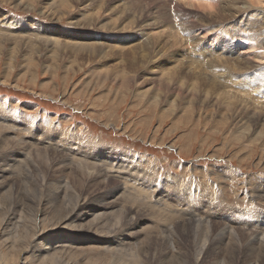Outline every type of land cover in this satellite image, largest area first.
<instances>
[{
	"label": "rangeland",
	"instance_id": "obj_1",
	"mask_svg": "<svg viewBox=\"0 0 264 264\" xmlns=\"http://www.w3.org/2000/svg\"><path fill=\"white\" fill-rule=\"evenodd\" d=\"M201 1L0 0V116L5 117V122L0 121L1 137L16 139L20 135L30 145L36 142L42 156L48 154L45 147L52 146L49 153L56 152L54 158L60 165L52 166L37 159V154L33 156V146L30 155H17L18 169L0 177V185L4 183L0 209L5 213L10 209L13 211L10 218L18 225V236L21 234L14 249L9 245L10 249H0L8 256L10 264H33L32 252L20 250L22 244L27 246L28 237L35 231L33 225L40 201L50 196L43 203L42 210L46 215H38V221L42 223L49 219L50 228L53 222L69 212V206L73 205L70 202L57 209L58 212L54 210L57 213L51 208L66 193L60 183L71 174L68 168L73 166V154L82 161L101 154L112 164L111 180L95 185V195L85 204L87 208L110 202L111 199L104 200L103 194L118 187H136L142 195L136 191L125 194L123 188L112 198L111 205L112 209L115 205L119 208L114 209L119 215L131 212L132 217L148 221L137 241L140 244L145 241L144 229L148 227L153 235L159 232L166 244L172 240L181 242V254L176 257L164 255L166 245L157 247L159 251L150 245L148 257L154 264L162 261L193 264L194 253L190 246H200L210 236L216 237L223 225L238 233L248 226L256 228L253 224L258 221L264 223V0H211L213 10L206 7L205 0ZM145 34L150 38L152 48L144 42ZM242 39H247L248 43H242ZM249 43H255V47L251 48ZM246 57H250L249 60ZM204 66L212 68L205 70ZM213 68L217 70L218 78L206 80ZM220 76L227 80L221 81ZM232 79H236L235 88L239 92L232 89ZM248 79L256 83L258 91L241 88ZM191 84H196L193 90ZM177 88L184 93L176 95ZM254 111L258 112L256 116ZM9 154L6 156L0 149V171L9 169L6 166L12 159ZM45 193L47 197H43ZM149 194L155 195L149 200L153 205L146 204ZM166 209L184 212V220L190 217L202 220L194 225L197 229L192 226L184 231L176 224V218L172 220L164 212ZM107 218L110 224H104H115L111 216ZM207 222L214 227L211 235L205 233L202 226ZM125 224L114 229L115 235L102 232L104 239L100 234L97 236L100 241L112 240L111 248L116 249L118 243H124L121 238L123 228L128 227ZM166 225L173 226L175 233L162 231V226ZM195 230H198L197 234H194ZM188 233L190 243L185 239ZM55 238L61 240L64 237ZM2 241L0 239V246L4 245ZM221 248L207 253L199 264H220L227 258L221 254Z\"/></svg>",
	"mask_w": 264,
	"mask_h": 264
},
{
	"label": "bare ground",
	"instance_id": "obj_2",
	"mask_svg": "<svg viewBox=\"0 0 264 264\" xmlns=\"http://www.w3.org/2000/svg\"><path fill=\"white\" fill-rule=\"evenodd\" d=\"M51 1V0H50ZM204 0H202L201 2H203ZM230 1V0H229ZM234 1V0H233ZM253 1V0H251ZM250 1V2H251ZM257 1V0H256ZM254 1V2H256ZM105 2V1H104ZM103 2V4H104ZM110 2V1H109ZM118 2V1H117ZM237 2V1H235ZM260 2V1H259ZM257 2V3H259ZM88 3V2H87ZM94 3V2H93ZM206 7H208V9L211 7V0H205L204 1ZM227 3V2H226ZM244 3V2H243ZM46 4V3H45ZM219 4V3H218ZM223 4V3H222ZM235 4V3H233ZM239 4V3H237ZM72 5V4H71ZM71 5H68V6H71ZM76 5V4H75ZM95 5V4H94ZM101 5V4H100ZM110 5V4H109ZM232 5V4H230ZM98 6V4L96 5ZM106 6H108L106 4ZM217 6V5H216ZM215 6V8H216ZM225 6V5H224ZM233 6V5H232ZM250 6V4L248 5ZM254 6V4H253ZM93 7V5H92ZM100 7V6H99ZM103 7V5H102ZM109 7V6H108ZM111 7V6H110ZM109 7V8H110ZM220 7V6H219ZM218 7V8H219ZM237 7V5H236ZM243 7V6H242ZM114 8V7H113ZM200 8H202L200 6ZM239 8V7H238ZM78 9V8H77ZM96 9V8H94ZM103 9V8H101ZM101 9L99 10L100 12ZM206 9V8H205ZM211 9V8H210ZM234 9V8H233ZM237 9V8H236ZM70 10V9H69ZM84 10V9H83ZM107 10V9H106ZM119 10V9H117ZM116 10V12H117ZM213 10V9H211ZM232 10V9H231ZM260 10V9H259ZM82 11V10H80ZM224 11V10H223ZM238 11V10H237ZM98 12V13H100ZM107 12V11H106ZM119 12V11H118ZM151 12V11H150ZM213 13V11H211ZM227 12V11H226ZM79 12H77L78 14ZM84 13V11H83ZM97 13V14H98ZM115 13V12H114ZM113 13V14H114ZM126 13V12H125ZM136 13V12H135ZM210 12L208 11L207 14H209ZM216 13V11H215ZM232 13V12H231ZM242 13V12H241ZM247 13V12H246ZM85 14V13H84ZM105 14V13H104ZM227 14V13H226ZM229 14V13H228ZM238 14V13H237ZM236 14V15H237ZM248 14V13H247ZM79 15V14H78ZM86 15V14H85ZM115 15V14H114ZM120 15V14H118ZM142 15V14H140ZM215 15V14H213ZM81 16V15H80ZM99 16V14H98ZM108 16V15H107ZM206 16V15H205ZM235 16V15H234ZM256 16V15H254ZM253 16V17H254ZM263 16V15H262ZM132 17V16H131ZM146 17V16H145ZM236 17V16H235ZM252 17V18H253ZM66 18V17H65ZM83 18H85V16H83ZM91 18V17H90ZM98 20L100 17H97ZM104 18H106L104 16ZM141 17H139L140 19ZM63 19V18H62ZM78 19V18H77ZM80 19V18H79ZM131 19V18H130ZM133 19V18H132ZM143 19V18H141ZM148 19V18H147ZM151 19V18H150ZM149 19V20H150ZM229 19V18H228ZM232 19V18H230ZM257 19V18H256ZM61 21V19H59ZM111 20V19H110ZM123 20V19H122ZM144 20V19H143ZM259 20V19H258ZM257 20V21H258ZM126 21V20H125ZM147 21V20H146ZM145 21V22H146ZM204 21V20H203ZM214 21V20H212ZM217 21V20H216ZM228 21V20H227ZM262 21V20H261ZM72 23V21H70ZM75 22V21H74ZM104 22V21H103ZM142 22V20H141ZM70 23V24H71ZM208 23V22H207ZM230 23V22H228ZM81 24V23H80ZM85 24V23H84ZM134 25V23H132ZM131 24V25H132ZM138 24V23H137ZM137 24H135L137 26ZM48 25V24H47ZM78 25V24H77ZM100 25V24H99ZM115 25V24H114ZM147 25V24H146ZM199 25V24H198ZM74 26V24H73ZM102 26V25H101ZM192 26V25H191ZM205 26V24H204ZM215 26V25H214ZM217 26V25H216ZM230 26V25H229ZM260 26V25H259ZM125 27V26H124ZM159 27V26H158ZM161 27V26H160ZM238 27V26H237ZM75 28V26H74ZM80 28V27H79ZM96 28V27H95ZM145 28V26H144ZM234 28V27H233ZM76 29V28H75ZM131 29V28H130ZM134 29V28H133ZM138 29V28H137ZM231 29V28H230ZM73 30V29H72ZM162 30V29H161ZM217 30V29H216ZM253 30V29H252ZM260 30V29H259ZM257 30V31H259ZM76 31V30H75ZM80 31V30H78ZM145 31V30H144ZM158 31V30H157ZM12 32V31H11ZM19 32V31H18ZM25 32V31H24ZM23 32V33H24ZM51 32V31H50ZM93 32V31H91ZM138 32V31H137ZM147 32V31H146ZM152 32V30H151ZM155 32V31H154ZM239 32V31H238ZM27 33V32H26ZM64 33V32H63ZM139 33V32H138ZM156 33V32H155ZM236 33V32H235ZM240 33V32H239ZM254 33V32H253ZM259 33V32H258ZM33 34V33H32ZM149 35V32L147 33ZM152 34V33H151ZM150 34V35H151ZM162 34H163V31H162ZM71 35V34H70ZM243 35V34H242ZM255 35V34H254ZM142 36V35H141ZM154 36V35H153ZM69 37V35H68ZM131 37V36H130ZM150 37V36H149ZM157 37V36H156ZM240 37V36H239ZM247 37V36H246ZM30 38V37H29ZM32 38V37H31ZM44 38V37H43ZM51 39V37H48ZM145 43L151 47V40L150 38L147 37V35L145 34ZM171 38V37H170ZM244 38V37H243ZM33 39V38H32ZM45 39V38H44ZM59 39V38H58ZM140 39V37H139ZM143 39V38H142ZM141 39V40H142ZM12 40V39H11ZM64 40V39H63ZM62 40V41H63ZM69 40V39H68ZM126 40V39H125ZM128 40V39H127ZM132 40H135V39H132ZM144 40V39H143ZM153 40V39H152ZM155 40V39H154ZM242 43L244 42V44L248 43V40L247 39H242ZM250 40V39H249ZM42 41V40H41ZM51 41V40H50ZM71 42V39L69 40ZM43 42V41H42ZM88 42V41H87ZM116 42H118L116 40ZM136 42V41H135ZM154 42V41H153ZM159 42V41H158ZM164 42V41H163ZM170 42V41H169ZM167 41V43H169ZM66 42H64V45H65ZM72 43V42H71ZM156 43V42H155ZM166 43V44H167ZM241 43V44H242ZM253 43V42H252ZM250 44V47L253 48L255 47V43L254 44ZM48 44V43H47ZM73 44V43H72ZM81 44V43H80ZM79 44V45H80ZM118 44V43H117ZM135 44V43H134ZM144 44V43H143ZM142 44V46H143ZM159 44V43H158ZM178 44V43H177ZM264 44V43H263ZM55 45V44H54ZM63 45V46H64ZM68 45V44H67ZM75 45V44H74ZM90 45V44H88ZM136 45V44H135ZM140 45V44H139ZM145 45V44H144ZM156 45V44H154ZM172 45H174L172 43ZM180 45V44H178ZM259 45V44H258ZM62 46V47H63ZM87 46V45H86ZM91 46V45H90ZM93 46V45H92ZM102 46V45H101ZM120 46V45H119ZM132 46V45H131ZM140 45V47H142ZM147 46V47H148ZM171 46V45H170ZM174 46H177V45H174ZM242 46V45H241ZM245 46V45H244ZM53 47V46H52ZM74 47V46H73ZM94 47V46H93ZM166 47V45H165ZM163 46V48H165ZM180 47V46H179ZM257 47V46H256ZM259 47V46H258ZM77 48V47H75ZM152 48V47H151ZM163 48H162V51H163ZM177 48V47H176ZM246 48V47H245ZM42 49V48H41ZM155 49V48H154ZM153 49V51H155ZM166 49V48H165ZM169 49V48H168ZM77 50V49H76ZM172 50V49H171ZM170 50V51H171ZM176 50V49H175ZM159 51V50H158ZM167 52H169V50H166ZM174 51V50H173ZM161 52V51H160ZM166 52V53H167ZM172 52V51H171ZM154 53V52H153ZM156 53V52H155ZM164 53V52H163ZM260 53V52H259ZM263 53V52H262ZM261 53V54H262ZM144 54V53H143ZM162 54V53H161ZM166 55V54H165ZM168 55V54H167ZM166 55V56H167ZM178 55V54H177ZM185 55V54H184ZM246 55V54H245ZM249 55V54H248ZM259 55V54H258ZM264 55V54H263ZM137 56V55H136ZM90 57V56H89ZM141 57V56H140ZM158 57V55H157ZM160 57V56H159ZM170 57V56H169ZM189 57V56H188ZM187 57V58H188ZM251 57V56H250ZM249 57V58H250ZM253 57V56H252ZM263 57V56H262ZM135 58V55L133 57V59ZM139 58V56H138ZM162 58V56H161ZM203 58V57H202ZM201 58V59H202ZM247 58V57H246ZM249 58H247L246 60H249ZM255 58V57H254ZM259 58H261L259 56ZM152 59V57H151ZM170 59V58H169ZM183 59V58H182ZM186 59V58H185ZM150 60V59H149ZM263 60V59H262ZM126 61V60H125ZM155 61V60H154ZM165 61V60H164ZM175 61V60H174ZM191 61V60H190ZM193 61V60H192ZM191 61V62H192ZM204 62V59L202 60ZM264 61V60H263ZM157 62V61H156ZM184 62V61H183ZM202 62V63H203ZM242 62V61H241ZM168 63L169 60H168ZM193 63V62H192ZM200 62H198L199 64ZM215 63V62H214ZM236 63V62H235ZM136 64V63H135ZM172 64V63H171ZM203 64H206L205 62ZM212 64V62H211ZM232 64V63H231ZM240 64V63H239ZM245 64V63H243ZM144 65V64H143ZM148 65V64H147ZM168 65V64H167ZM175 65V64H173ZM172 65V68L174 67ZM184 65V64H183ZM182 65V66H183ZM202 65V64H201ZM221 64H219L220 66ZM227 65V64H225ZM234 66L237 65V64H233ZM242 65V64H241ZM249 65V64H248ZM128 66V65H127ZM145 66V65H144ZM156 66V64H155ZM199 66V65H198ZM197 66V67H198ZM203 66V65H202ZM222 66V65H221ZM224 66V65H223ZM229 66V65H227ZM238 66V65H237ZM236 66V67H237ZM137 67V65H136ZM140 67V64L139 66ZM163 67V65L161 66ZM179 67V66H178ZM193 67V66H191ZM205 67V66H204ZM216 67V66H215ZM240 67V66H239ZM237 67V68H239ZM245 67V65H244ZM183 68V67H182ZM181 68V70H182ZM201 68V67H200ZM212 66L208 67L206 66L204 69L207 70V69H211ZM230 68V67H229ZM241 68V67H240ZM247 68V67H246ZM136 69V68H135ZM146 69V67H145ZM149 69V68H148ZM180 69V67H179ZM203 69V70H204ZM232 69V68H231ZM147 70V69H146ZM169 70V69H168ZM179 70V71H181ZM184 70V68H183ZM202 70V69H201ZM235 70V69H234ZM240 70V69H239ZM249 71V69H247ZM142 71V70H141ZM160 71V70H159ZM173 71V70H172ZM187 71V70H186ZM165 72V71H164ZM171 72V71H170ZM189 72V71H188ZM196 72V71H195ZM204 72V71H203ZM216 72L217 70L215 68H213L212 70V74L209 78H205L206 80L208 79H217L218 76L216 75ZM237 72V71H236ZM239 72V71H238ZM243 72V71H242ZM250 72V71H249ZM145 73V71H144ZM167 73V72H165ZM183 73V72H182ZM223 73V72H222ZM230 73V72H229ZM232 73V72H231ZM235 73V72H234ZM169 74V73H168ZM175 74V72H174ZM184 74V73H183ZM191 74V73H190ZM189 74V75H190ZM201 74H204L201 72ZM207 74V73H205ZM209 74V73H208ZM242 74V73H241ZM112 75V74H111ZM127 75V74H126ZM125 76V75H124ZM154 76V75H153ZM167 76V75H166ZM165 76V77H166ZM176 76V75H175ZM203 76V75H202ZM208 76V75H206ZM229 76V75H227ZM121 77V76H120ZM126 77V76H125ZM139 77V76H138ZM152 77V76H151ZM179 77V75H178ZM191 77V76H190ZM262 77V76H261ZM124 78V77H123ZM170 78V77H169ZM173 78V77H172ZM183 78V76L181 77ZM185 78V77H184ZM199 78V77H198ZM201 78V77H200ZM117 79V77H116ZM178 79V78H177ZM187 79V78H186ZM186 79H182V80H186ZM202 79V78H201ZM203 79V83L205 84L206 83V80ZM220 79L221 81L222 80H227V77H224V76H220ZM229 79V77H228ZM120 80V79H119ZM126 80V79H125ZM175 80V79H174ZM189 80V79H188ZM192 80L195 81V78ZM197 80V78H196ZM123 81V80H122ZM127 81V80H126ZM160 81V80H159ZM179 81V80H178ZM177 81V82H178ZM191 81V80H190ZM200 81V79L198 80ZM219 81V80H218ZM220 81V82H221ZM229 81V80H228ZM262 81V80H261ZM161 82V81H160ZM189 82V81H188ZM197 82V81H196ZM195 82V83H196ZM202 82V81H201ZM231 86H233L232 89H235L236 91H238L235 86H237V82H236V79H232L231 81ZM229 82V83H230ZM186 83V82H185ZM191 83V82H189ZM193 83V82H192ZM212 83V82H211ZM163 84V82L161 83ZM165 84V83H164ZM170 84V83H169ZM168 84V85H169ZM173 84V83H172ZM198 84V83H197ZM208 84V83H207ZM182 85L184 86V83H182ZM192 86L196 84H191ZM189 85V86H191ZM209 85V84H208ZM218 85V84H217ZM171 86V85H170ZM175 86V85H174ZM195 86H193L192 90L195 88ZM201 86V85H200ZM219 86V85H218ZM225 86V85H224ZM160 87V85H159ZM199 87V86H198ZM216 88H219L217 86H215ZM226 87V86H225ZM230 87V86H228ZM240 87V86H239ZM256 83L254 81H251V80H247V83H244V85H242L241 88H246L248 90H253V91H258ZM185 88V87H184ZM154 89V88H153ZM161 89V88H160ZM170 89V88H169ZM176 89V87L174 88ZM178 89V88H177ZM186 89V88H185ZM184 89V90H185ZM188 89V88H187ZM186 89V90H187ZM205 89V88H204ZM162 90L164 91V89L162 88ZM168 90V89H167ZM173 90V89H171ZM179 90V89H178ZM177 90V91H178ZM185 90V91H186ZM191 90V89H189ZM191 90V91H192ZM212 90V89H211ZM219 90V89H218ZM166 91V90H165ZM181 90H179L176 95L180 92ZM195 91V90H194ZM197 91V90H196ZM195 91V92H196ZM200 92H204V91H201V90H198ZM221 91V90H219ZM171 92V91H170ZM168 91V93H170ZM173 92H175L173 90ZM172 92V94H173ZM183 92V91H182ZM180 92V93H182ZM189 92V91H188ZM199 92V93H200ZM207 92V91H206ZM206 92H204V94H206ZM222 92V91H221ZM220 92V93H221ZM227 92V91H226ZM232 92V91H231ZM234 92V91H233ZM239 92V91H238ZM247 91H241L240 93H245L246 94ZM184 93V92H183ZM186 93V92H185ZM198 93V94H199ZM225 93V92H224ZM163 94V92H162ZM165 94V93H164ZM192 94V93H191ZM211 94V93H210ZM213 94V93H212ZM228 94V93H226ZM174 95V96H176ZM209 95V94H208ZM230 96V94H228ZM248 95L249 94V91H248ZM179 96V95H178ZM207 96V95H206ZM205 96V97H206ZM160 97V96H158ZM172 97V96H171ZM177 97V96H176ZM231 97V96H230ZM228 97V98H230ZM178 99V98H177ZM207 99V98H206ZM227 99V98H226ZM181 100V99H180ZM234 100V99H233ZM236 100V99H235ZM234 100V101H235ZM177 101V100H175ZM213 101V100H212ZM215 101V100H214ZM229 101V99L227 100ZM237 101V100H236ZM189 102V101H188ZM192 102V100H191ZM191 102H190V105H191ZM212 103V102H211ZM231 103V102H230ZM241 103V102H240ZM194 104V103H193ZM236 104H239V103H236ZM235 104V105H236ZM230 105V104H229ZM243 105V104H241ZM227 106V105H226ZM224 106V108L226 107ZM228 107V106H227ZM237 107V106H236ZM234 107V109L236 108ZM243 107V106H242ZM229 108V107H228ZM227 108V110H228ZM237 109V108H236ZM251 109V108H250ZM232 110V109H231ZM252 110V109H251ZM250 110V111H251ZM263 112V111H262ZM255 113H258L256 111H254V114L252 112V114L254 116ZM261 113V112H260ZM2 114V113H1ZM6 114V113H5ZM263 114V113H262ZM260 115V114H259ZM7 118V117H6ZM0 121H4L5 122V117L2 118L0 116ZM18 126V125H17ZM1 127V125H0ZM23 128V127H22ZM1 130V129H0ZM3 130V129H2ZM1 130V131H2ZM17 131V130H16ZM26 131V130H25ZM29 131V130H28ZM27 131V132H28ZM3 132V131H2ZM5 133V132H4ZM31 133V132H30ZM33 133V132H32ZM10 134V132L7 133V135ZM19 134V133H18ZM45 136V134H44ZM0 137H1V134H0ZM45 138V137H43ZM22 141H24L22 143ZM51 141V140H50ZM19 143L21 144L20 146H17L16 144ZM52 143V142H51ZM80 143V142H79ZM74 144V143H73ZM77 144V143H75ZM29 141L27 142L26 141V138L24 137H20V135L16 136V139H13L11 137H5V135L3 137H1L0 139V149L2 148V150L4 151L5 155L7 156L8 153H11L9 154L8 156H10L12 159L8 161V164H6V166L9 167V169H7V171H3V169L0 171V177H4V176H7L8 174H10V170H14V169H18V165H19V159H16L17 158V155H24L26 156V154L28 153L29 154V151L30 149L32 150L33 149V146H35V150L33 151V156L35 154L36 155V158L37 159H41L42 161H45L47 162L48 164H51L52 166H60L58 165L56 162L58 161V159L54 158V155H56V152H50L51 151V147H45V149H47V153L48 154H45L44 156L41 155V153L38 151V150H41L39 149V146H36V145H39L37 144L36 142H33V144L31 143L30 146ZM42 146V145H41ZM19 148L17 151L16 150H12L14 148ZM22 147V149H21ZM54 148V147H52ZM56 149V148H55ZM55 149H52V150H55ZM81 149V147H80ZM37 151V152H36ZM46 151V150H45ZM62 151V150H61ZM80 151V150H79ZM81 152V151H80ZM35 153V154H34ZM108 154V152H107ZM30 155V154H29ZM72 155V154H71ZM88 156V155H87ZM68 157V156H67ZM90 157V156H89ZM89 157H86L83 159V161L81 159H79L76 154H73V156H71L72 158V161H74L72 164L73 166L71 167L69 164L71 169L68 168V171L71 172V174L69 176H67V179L62 181L60 184H63L62 186V190L64 189V191L66 192L64 197L60 200V201H57L56 203L53 204L51 210H53V212L57 211V209H60V207L62 208V206H65V204H68L69 202L70 203H73L72 206H69L68 210L69 212L64 215L63 217H61L60 219L56 220V222H53L52 224V228L49 227V224L47 223V221L49 220L47 217V221L46 223H42L40 221H38V215L39 214H44L46 215V213H44V211L42 210L43 208V203H46L49 199L50 196L47 197V194L45 193V195L43 197H47L45 201H40L41 203L39 204L40 208L37 209V215L35 216V224L33 225L34 228H35V231L34 233L31 234V236L28 237L27 239V246L23 245L22 244V250H20L22 253H26V251H30L32 252V260H33V264H154V261H151L150 258L148 257V255L150 254L151 250L149 248L150 245H153L155 248L154 250L155 251H159L157 247H160V246H167L164 250V255L166 256H175L176 255H179L181 254V247L180 245L181 242L180 241H177V240H172L171 243H165V240H162L161 238V234L159 232L158 235H153L152 233H150L151 229H148L145 228L144 229V234H145V241L143 243L140 244V241H137L139 236L141 234L142 236V231H143V228L145 227V225L148 223L147 220L141 218V219H136L134 217H132V214L131 212H127V213H124V214H121L119 215V213H117V206L115 205V210L112 209V205L111 203L113 204V201H112V198L116 196V194L122 190L124 188V192L125 194H132V192L135 193L136 192H139L136 187H128L127 185L123 186V187H118L116 188V190L112 191V192H107L106 195L103 194V196L105 197L104 200H110V202H105V203H102L99 207H93V208H87L86 207V203H88L89 201H91V197L95 195L94 192V189H95V185L97 184H100V183H103L105 182L106 180L110 179L111 176H109V174L112 172L113 169H110L112 164L111 162H108L107 160H104L103 159V155L99 154V156H94L93 158H89ZM60 158V157H59ZM122 158V157H121ZM5 159V158H3ZM103 159V160H102ZM60 160V159H59ZM62 160V159H61ZM66 162V161H64ZM63 162V163H64ZM30 163V162H29ZM75 163L77 165H75ZM22 165V163H21ZM2 166V165H1ZM28 166V165H27ZM30 166V165H29ZM67 167V166H66ZM65 167V168H66ZM1 168V167H0ZM19 168H21L19 166ZM23 168V167H22ZM62 168V167H61ZM24 169V168H23ZM22 169V170H23ZM28 169V168H27ZM63 171L65 169H62ZM104 170L106 172H104ZM127 170V169H126ZM18 171V170H17ZM67 171V170H66ZM12 172V171H11ZM20 172V169L19 171ZM73 172V173H72ZM7 174V175H5ZM23 175V173H22ZM15 177V176H14ZM18 178V177H17ZM25 178V177H24ZM2 180V179H1ZM7 180V179H6ZM111 180V179H110ZM10 181V180H9ZM21 181V180H20ZM26 181V180H25ZM38 181V180H37ZM2 182V181H1ZM11 183V182H10ZM20 183V182H18ZM27 183V181H26ZM4 184V183H3ZM2 184V186L0 185V192L2 191V189H4V185ZM13 184V183H12ZM21 184V183H20ZM37 185L39 183H36ZM10 185V184H9ZM12 187V186H11ZM10 188V187H9ZM104 188V187H103ZM109 188V187H108ZM58 189V187H57ZM7 190V189H6ZM10 190V189H9ZM60 190V189H59ZM46 191V190H45ZM10 192V191H9ZM4 193V192H3ZM8 193V192H7ZM141 192H139L140 194ZM67 195H70L67 199ZM97 195V194H96ZM142 195V194H140ZM139 195V196H140ZM5 196V195H4ZM103 196H100L101 198ZM134 196V195H133ZM246 196V195H245ZM1 197V196H0ZM98 197V196H97ZM120 197V196H119ZM122 197V196H121ZM131 197V195H130ZM41 198V197H40ZM74 198H77L76 200H73ZM129 198V197H128ZM142 198V197H141ZM147 198V197H146ZM153 198H155V195H150L149 194V197L147 198L148 202L146 203L147 205H153L151 201L149 200H152ZM251 198V197H249ZM257 198V197H256ZM5 199V198H4ZM3 199V200H4ZM43 199V198H42ZM97 199V198H96ZM122 199V198H121ZM120 199V200H121ZM137 199V198H136ZM94 200V199H93ZM127 200V199H126ZM143 201V200H142ZM146 201V200H145ZM119 202V201H118ZM151 203V204H150ZM158 203V202H156ZM90 204V203H89ZM88 205V204H87ZM3 206V205H2ZM96 206V205H95ZM102 206V207H101ZM121 206V205H120ZM76 207V208H75ZM5 208V207H4ZM9 209V208H8ZM110 209H112L111 211L112 212H107L109 211ZM119 209V208H118ZM233 209V208H232ZM55 210V211H54ZM236 210V209H234ZM99 211H102L104 213L107 212L106 214H108L109 216H111L113 218V222L115 224L113 225H108L107 224H110V223H107L108 222V218L109 216L107 217H104L105 215L101 212V214H98ZM123 211V210H122ZM238 211V210H237ZM13 211H11V209L8 211V212H2V210L0 209V239L3 240V246H0V249H4L6 248L7 249H10L8 248L7 246L9 245L12 249H14L15 246V241L19 238V236L21 234H19L18 236V232H19V228H18V225L17 223H12V219L10 218L11 214H12ZM58 212V211H57ZM55 212V213H57ZM165 213H167L171 219L173 220L174 218L178 219L176 221V224L179 226V227H182V230L184 229V231H186L187 229L189 228H193L195 227L194 225L198 224L199 221H201L202 219H199V221L195 220L194 218L190 217L188 220H184L182 219L183 216H185L186 214L184 212H182V214L178 211H173V210H169V209H166V211H164ZM218 212V211H217ZM247 212V211H246ZM244 212V213H246ZM255 212H258L259 214H263L262 212H259L258 210H255ZM117 213V214H116ZM123 213V212H122ZM219 213V212H218ZM241 213V211H240ZM243 213V214H244ZM136 214V213H135ZM223 214V213H222ZM54 215V214H53ZM52 216V215H51ZM134 216V215H133ZM220 216V215H219ZM57 217V216H56ZM225 217V216H224ZM58 218V217H57ZM147 218V217H146ZM54 219V218H53ZM88 219V220H87ZM244 219V218H243ZM46 220V219H45ZM53 221V220H52ZM107 223V224H104V223ZM173 222V221H172ZM194 222H197V223H194ZM249 222V221H248ZM51 223V222H50ZM103 223V224H101ZM126 223V224H125ZM122 224H125L128 225V227L126 228V230H124L123 228V234H122V238L121 240L124 241V243H118V246H116L117 248L116 249H112L111 248V241H106V240H101L100 241V237L103 238L105 237V235L102 237L101 234L102 232H108V233H113L115 232V228H117L118 225H122ZM205 224V225H204ZM202 226H204L205 230L204 232L208 235H211V233L213 232V226H211V224H209L208 222L207 223H204ZM219 224V223H218ZM51 225V224H50ZM171 225V223H170ZM223 225V224H222ZM234 225V224H233ZM48 228H47V227ZM119 226V227H120ZM150 226V225H148ZM155 226V225H153ZM193 226V227H192ZM200 226V224L198 225ZM224 228H222L221 230L219 229V234L218 235H221L220 237H212L210 236L208 238V240H206L202 245L200 246H190L192 247V254L194 253V263L193 264H199L201 262L202 259L205 258L206 254L208 253H212V251L216 250V249H220L221 247V250H222V255H224L225 257L227 256L226 259H223L220 261V264H264V223H262L261 221H258L256 224H253L254 227L256 228H251L250 226H248V228L244 229V231L242 230V232H233L230 231V229H227L225 227V225H223ZM124 227V226H123ZM161 226H159V229H160ZM164 228H161L162 231H166V230H169L171 231L172 233H175L173 232L174 231V228L173 226H162ZM37 228H40L39 231H36ZM141 228V229H140ZM197 229V227H195ZM203 228V229H204ZM103 229V230H101ZM157 229V227H156ZM199 231H200V228H198ZM235 229V227H234ZM176 230V229H175ZM192 231V229H191ZM60 232V233H59ZM74 232V233H73ZM120 232V230H119ZM167 232V231H166ZM170 232V233H171ZM198 230H195L194 231V234H197ZM117 233V232H116ZM122 233V232H121ZM163 233V232H161ZM100 234V237H98L97 235ZM113 234L111 235V237L113 236ZM164 234V233H163ZM206 234V235H207ZM115 235V234H114ZM121 235V234H120ZM134 235V236H133ZM173 235V234H170V236ZM4 236H6L7 238L3 239ZM18 236V237H17ZM55 236H63L64 238L63 239H57L55 238ZM163 236V235H162ZM168 236V235H167ZM191 236H192V233H191ZM109 237V236H108ZM116 237V236H115ZM113 237V238H115ZM164 237V236H163ZM168 238V237H167ZM174 238V237H173ZM207 238V237H206ZM104 239V238H103ZM108 239V238H106ZM111 239V238H110ZM185 239L190 243V239H189V233L188 235H185ZM194 239V238H193ZM205 239V238H203ZM169 240V239H168ZM153 241V243L151 242ZM193 241V240H192ZM195 241H197V239H195ZM194 241V242H195ZM113 243V242H112ZM198 243V242H197ZM17 244V243H16ZM140 244V245H139ZM193 245V244H192ZM124 250H126V252H122ZM0 250V262L1 264H10V261H8L6 254L5 253H2ZM220 251V250H219ZM190 255V254H189ZM30 256V255H29ZM72 257V258H71ZM243 257V258H242ZM14 258V257H13ZM17 258V257H15ZM21 259V258H20ZM75 259V260H74ZM78 259V261H77ZM183 259V258H182ZM13 260V259H12ZM18 260V259H17ZM169 260V258H168ZM22 261V259H21ZM167 261V260H166ZM172 261V260H171ZM174 261V260H173ZM175 261H178L177 259ZM18 262V261H17ZM179 262V261H178ZM12 263V261H11ZM27 263V261H26ZM29 264V263H28ZM160 264H166L165 261H162ZM170 264V263H169ZM178 264V263H177ZM186 264V263H185Z\"/></svg>",
	"mask_w": 264,
	"mask_h": 264
}]
</instances>
